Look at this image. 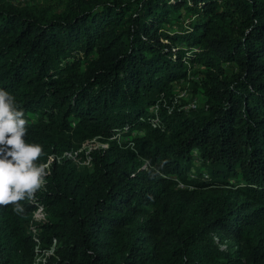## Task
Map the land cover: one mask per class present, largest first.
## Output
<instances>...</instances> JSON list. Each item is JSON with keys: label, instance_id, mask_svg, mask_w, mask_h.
<instances>
[{"label": "trees", "instance_id": "obj_1", "mask_svg": "<svg viewBox=\"0 0 264 264\" xmlns=\"http://www.w3.org/2000/svg\"><path fill=\"white\" fill-rule=\"evenodd\" d=\"M0 89L37 163L123 126L139 154L52 159L0 264H264V0H0Z\"/></svg>", "mask_w": 264, "mask_h": 264}, {"label": "clouds", "instance_id": "obj_2", "mask_svg": "<svg viewBox=\"0 0 264 264\" xmlns=\"http://www.w3.org/2000/svg\"><path fill=\"white\" fill-rule=\"evenodd\" d=\"M27 124L15 96L0 89V206L11 205L17 214L24 211L21 202L44 186L48 168L37 163L42 145L26 141Z\"/></svg>", "mask_w": 264, "mask_h": 264}, {"label": "built area", "instance_id": "obj_3", "mask_svg": "<svg viewBox=\"0 0 264 264\" xmlns=\"http://www.w3.org/2000/svg\"><path fill=\"white\" fill-rule=\"evenodd\" d=\"M183 93L184 92L181 91L178 94V96L183 95ZM190 105L191 106H195V103L194 102H191ZM157 109H158V104L156 103L154 105V111L157 112ZM168 110H170V109L168 108ZM159 122H160V120H159L158 115L156 113L155 117L153 118V124H159ZM125 129H126V127L123 126L122 127V130H117L111 137H109L107 139H102L99 136H95L93 138L87 139V140L83 141L81 143V146L79 148H77L76 150H73V151L72 150H65L60 155H54V154L49 155V157L47 158V160L44 162L45 164L48 165V168L46 169V171L47 172L49 171L50 163H51V160L52 159H54V158L60 159V157H63V156H67V157L73 158L80 165H88L89 162H90V151L93 148H96V147H99V148H101V147L102 148L107 147V145L109 144V141L110 140H115V142L119 146L131 148L132 150H134V152L137 155H139L138 154V151H137V149L135 147V140L133 139V137L131 135L124 136L122 134V131L125 130ZM79 151L80 152L81 151L83 152V158H81V159L77 155ZM147 164H148V160L147 159H143L142 166L145 167V166H147ZM35 203H36V206L32 210V214H31V217H30V220H29V229L31 230L34 238L36 240H38V238L36 236V232H37V226H36V224L39 221L45 219L46 212H45V207L41 203H39L37 201ZM55 243H56V240L53 239L52 245L50 246V248L45 249V253L46 254L52 253L53 247H54V244ZM37 249H38V245H36V250ZM39 259H41L43 262L45 261V257L44 256L43 257H39L37 255L36 256V261H38Z\"/></svg>", "mask_w": 264, "mask_h": 264}, {"label": "rangeland", "instance_id": "obj_4", "mask_svg": "<svg viewBox=\"0 0 264 264\" xmlns=\"http://www.w3.org/2000/svg\"><path fill=\"white\" fill-rule=\"evenodd\" d=\"M182 91H187L185 88H182ZM187 95H189L187 93ZM211 239L213 241V243L217 244L221 249H228L231 244L233 243V241L226 237L225 235H222L220 233H213L211 234ZM39 257H43L44 255L42 254H38Z\"/></svg>", "mask_w": 264, "mask_h": 264}]
</instances>
